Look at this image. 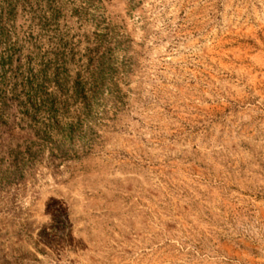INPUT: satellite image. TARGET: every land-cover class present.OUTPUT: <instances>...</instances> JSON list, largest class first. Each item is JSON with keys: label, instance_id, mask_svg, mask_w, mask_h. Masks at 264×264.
<instances>
[{"label": "rangeland", "instance_id": "374dc122", "mask_svg": "<svg viewBox=\"0 0 264 264\" xmlns=\"http://www.w3.org/2000/svg\"><path fill=\"white\" fill-rule=\"evenodd\" d=\"M39 1L109 76L66 161L6 108L0 264H264V0Z\"/></svg>", "mask_w": 264, "mask_h": 264}, {"label": "trees", "instance_id": "16d2710c", "mask_svg": "<svg viewBox=\"0 0 264 264\" xmlns=\"http://www.w3.org/2000/svg\"><path fill=\"white\" fill-rule=\"evenodd\" d=\"M40 3L0 0V47H5L0 55V126L8 105L13 107L37 138L26 156L49 148L52 156L66 161L75 154L65 140L82 122L91 128L92 101L109 73L100 64L87 65L72 79L74 56L56 39L52 20L41 16ZM22 11L25 31L15 24ZM21 59L23 66L18 65Z\"/></svg>", "mask_w": 264, "mask_h": 264}]
</instances>
